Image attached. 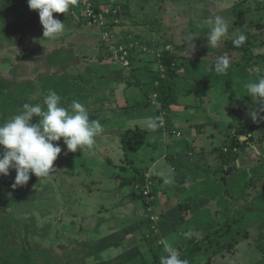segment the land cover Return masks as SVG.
I'll list each match as a JSON object with an SVG mask.
<instances>
[{
    "label": "crops",
    "instance_id": "crops-1",
    "mask_svg": "<svg viewBox=\"0 0 264 264\" xmlns=\"http://www.w3.org/2000/svg\"><path fill=\"white\" fill-rule=\"evenodd\" d=\"M165 1L166 0H150V2L149 0H78L75 6L70 7L69 11L64 13L62 21L69 20L68 17L70 12L74 13L72 17L73 20L78 17L83 18L88 24L96 26L97 24L93 22L90 17L85 15L84 10L86 6L92 8L97 14L106 11L105 24L102 26L105 28L104 32L111 30L110 36L112 38H110L105 45V48H107L110 53H103L102 51L93 52L92 57L96 55V60L101 64L105 60V62L108 63L104 62V67H110L111 69L108 75L102 74L100 76L104 81L95 87L97 92L94 94V97L92 95L90 96L92 105H87V110L90 111L93 109L95 114L93 115L95 118L94 120H98L104 128L102 140L105 138L107 140L112 138L110 141L115 144L120 138L121 132L142 130L146 133L145 139L141 145L150 142L149 140L147 141L146 138L150 133H153V129L147 127V125L149 121H154L157 124L159 121L158 117H160L158 114L159 112L157 113V110H155L151 104L141 105L144 107L142 110H140V108H130L133 112H137L136 116H131L124 111L129 107L128 98L134 99L137 102L143 95L147 97V94L152 91L153 71L156 69V66L155 69H153V66L161 65L160 61L155 60V56H167L161 53L165 49L166 44L170 43L175 47L176 52L174 53L176 57L179 58V67L183 69V74L178 72V62H176L174 69L179 76V84L176 86L179 91L174 92L176 94V101L169 105L170 111L172 110V112H169L171 116L169 115L168 117L167 110L169 106L166 109H162L165 110V114L161 116V118L162 120H167L166 126L161 127L163 128L162 130L161 128L155 129L159 131H157L158 135L165 139V145H167L168 150L165 149L161 151L158 157H155L156 152L146 155L143 153L139 154V160H136V166L140 167L139 169L135 168L129 177L121 176V173L126 169L119 166V160L122 159L119 157L120 154H118L116 150L115 158H107L108 165L113 168L111 172H108V165L105 169L99 170V172L93 171L91 167L86 168L88 173H85L86 175H83L82 179H78L84 187L86 186V191L84 194H77L79 196L74 197L75 199L72 200L73 204L71 205V209L73 213L76 210L75 213H79L80 217L86 216L87 223L84 224V221H81L78 230H74L73 237L75 239L70 241V247L74 246L73 250L71 249L72 251L65 253L66 249L63 246H58L57 249L52 252L53 257L50 258L48 264H157L161 256L167 255L163 251V246L165 242L167 243V238L172 243V246L178 250L179 255L182 256L183 252L185 253V251L190 250L189 243L191 238L186 237L185 233L189 231L194 233L198 230L204 235L210 232V238L215 237L220 240L226 239L231 241V239L234 238V234L238 232V229L245 228L246 224L244 222L250 221L246 217L250 214L251 208H253L251 205L247 206L245 203L239 202V204L234 202L227 196L229 194L225 190L224 197L216 198L217 193L211 197L208 195L210 189H208L207 184L208 182H220V186L227 187V189L228 186H231L233 193L235 188L242 190L245 186V188H248L246 190L247 194L260 189V186H264L261 185L263 181L255 180L253 175L250 176L248 174L250 166H240L241 162L243 164H249L251 162V160L249 162L245 160V157L249 156V146L256 144L258 148L256 150L260 151L261 154L264 153V121L261 120V122H257L255 119L249 118L252 124L248 127L249 121L239 118V113L244 111V107L235 105L232 107V110H229L233 121H228L226 127L223 128L222 122H225L226 114L223 120H218L217 118L223 116L216 113L220 107L219 103L212 106L209 105L210 101H216V98L211 99L214 93L211 91L210 87L212 86V81L209 78L212 71L208 72L211 69L212 56L211 54L198 53L202 52L203 49L206 50L203 44H208V41L205 38H196L197 35L194 36V33H191V23L188 25V23H186L187 21H185L187 19L181 14L184 10L180 8L182 5H180V1H178V3ZM191 1L193 2V0ZM233 1L234 0H200L197 1V10L192 11L190 7L191 14L192 12L193 14L195 13L194 17L202 16L204 14L202 13L203 11H205L206 14L208 13L207 16H213L210 19L212 23L208 21L205 22V26L199 28L198 32L203 31V29L207 27L212 28L216 15L222 13V17L225 20H227V17H230L228 25H232L228 31V34L231 36H225L224 38H235L233 33L238 32L240 29L232 24L237 20V14L234 12L236 2L232 3ZM161 3H167L170 8L165 9L159 7L156 10L155 7L161 5ZM171 4L175 8L176 16L173 17L170 15V18H176L178 21L174 24L176 27L174 26V29L170 28L171 31H169L170 33L175 31L173 32V36L166 34V39L162 41L160 39L161 37L159 38L158 35H154L149 28L151 22H147V24H144V22H146V19L154 18V16L156 17L157 15H165L167 18V11L169 14L173 11L171 9ZM186 4H189V0L185 1V5ZM23 6L24 5L21 4L18 9L17 6H11L10 9L12 14L18 12ZM213 10L216 11V13ZM23 12L24 11H22V13ZM247 15L248 14H244V16H242L243 19H248L250 21L256 18V15L249 14L248 18ZM179 16L181 17L179 18ZM134 24L144 25L145 30L134 29ZM183 25H186L187 28ZM179 26L185 28H180ZM103 27L101 28L104 29ZM163 28L167 29L166 27ZM91 29L92 28H90V30ZM178 32H184L179 41L176 37ZM130 33L139 37L138 40L143 43L142 45L146 46V50L145 53L140 54L139 58L134 61V68H132L133 72L131 69L130 79L126 80L127 85L125 91H123V97L121 98L120 94L115 91V89L119 87V84L117 87H115L114 84L115 80H118L119 83L121 76L117 69L112 68V62H109L106 58H114L115 54L111 50L113 49L116 52L119 45L126 46L130 38H134ZM167 35H169V41L167 40ZM189 36L195 37V40L190 41L188 39ZM81 37L82 40H84L83 34H81ZM94 37L96 36L94 35ZM94 37L90 35L85 39L90 41ZM44 38L41 35H35L32 38L33 40H30V43L26 46V52H24V58H26L24 62L13 65L14 62L10 58L8 59L11 62L9 63V67L11 66L9 70L14 74L12 77L17 79L18 84L21 86L28 85L30 78L39 80L41 74L49 72L65 61L67 62L69 57L65 48L69 47V43L73 44L78 49L76 53H72L74 57L73 61H77V59L86 61V56H89L88 53L93 51L92 47L85 46L79 42L68 41L67 39L69 38L64 39L63 36L62 38L60 37L61 43L56 39ZM225 43H229L227 45L228 50L229 52H233L234 56L236 52H239L237 49H234V47H231L230 42L225 40ZM43 44L52 46V51L45 53ZM197 45H200L203 49H201V51H194L192 46ZM56 47H61V50H56ZM211 47H208L209 50ZM28 48H31L34 54L40 49L42 55H30L27 51ZM79 48L83 50H79ZM150 51H153V53ZM49 55H58L56 61L53 60V62L57 64L55 65L56 67L47 66V57ZM65 58H67V60ZM229 58L231 60L234 57L229 56ZM240 58V64L245 65V67L251 63L249 62V64H247L242 56ZM73 61L68 62L69 67H73L71 66ZM232 62H230L231 65L235 64ZM90 64H87L86 61L83 65L90 67ZM171 64L174 66L173 63ZM206 64H209V68L203 70L205 72L202 73L196 70L197 67V69L200 70L201 68L204 69ZM240 64H237V66L235 65L239 74L233 71L238 76L242 75L241 72H243V70H246V68L244 66L242 67ZM68 65H66V67ZM124 67L125 66H122L121 68L125 69ZM90 68L94 70L93 67ZM107 89H109L110 95H115V99L109 98L112 96L106 94ZM194 92L202 98L193 96ZM204 95H209L207 100L204 99ZM235 96L237 97L238 94H235ZM245 96L247 99L240 100L237 98L238 102L236 103L240 101L249 102L248 98L250 100V96L247 91L245 92ZM224 100L226 99L223 98L219 100V102H224ZM183 101H186L185 109L181 106ZM246 103H244V105H246ZM249 103L252 104L251 102ZM221 107L225 109L223 103ZM226 112L228 111L226 110ZM208 113L211 115H207ZM253 121L257 123H253ZM235 123H237V127H234L235 125L233 124ZM166 127H170L171 131H168ZM238 129L240 132H237ZM176 131L178 135L173 133ZM154 135L155 141L157 133ZM252 136L255 137L254 140L247 139ZM236 139L245 141V145L241 144L242 148H238L239 157L236 161L230 162L229 164L225 163L223 166L221 158L222 150L227 145L225 143L227 141L229 143H234ZM207 142L211 143L209 148L205 147V143ZM151 146L149 145V147ZM205 148L206 150H204ZM145 156H148L147 159H149L150 162L142 164L141 158ZM127 158L128 157L125 156L126 160H131ZM162 160L166 161V164L163 163L159 166V169H157L156 164ZM261 160L260 158V161ZM143 169L150 170L154 174V177L158 178V182H156L152 188L155 190L162 189V191L165 192L158 193L157 195L154 193L155 198L151 202L150 211L147 210L145 202L144 205L141 204L143 198L141 201V198L137 196V192L135 191L139 189L137 185L139 179L143 178L145 182L147 181L146 178H144V174L136 172ZM258 175L260 174L258 173ZM165 177L168 181L166 184H164ZM117 179L119 182H115ZM240 180L243 182L248 181L249 183L247 182L245 185H239L236 182ZM127 185H130V187L125 190L124 187ZM187 187L189 190L194 191L195 198L199 197L201 200L203 197L206 198V196H209L212 202H198L201 205H199V207H196L194 202L186 198L180 202H176L174 197L177 195L185 196ZM215 187L216 186L213 184L212 191L215 190ZM260 192L261 191L256 192L254 197L259 196L261 194ZM223 198H227V201L230 200V202H234V205L232 207L231 205L225 206V203H221L225 202L222 201ZM139 200L141 202H138ZM205 203H214L213 206L216 207V210L213 211L211 207L208 206L206 208V206H203ZM180 204H186L187 209L182 211L180 209ZM257 204H254L256 205L254 208L260 210ZM155 211L158 215H155ZM203 212H207L206 215L209 214L211 220H205V218L202 217ZM261 212L262 211L258 212L259 216ZM88 216L91 218L89 221ZM238 221L242 223H236ZM230 237L232 238L229 239ZM87 239L88 242L84 243ZM248 245L251 246L248 252H246L250 254L249 257H247L249 262L245 264H255L261 258V253L257 250V253H253L256 255L252 257L256 259H250L256 247L254 248V246H252L253 242H250ZM82 246L84 248H82ZM200 252L202 251L197 253ZM196 254H194L190 261L194 264H206L196 258ZM56 259L57 261L55 262ZM209 260L208 258L207 264Z\"/></svg>",
    "mask_w": 264,
    "mask_h": 264
},
{
    "label": "rangeland",
    "instance_id": "rangeland-1",
    "mask_svg": "<svg viewBox=\"0 0 264 264\" xmlns=\"http://www.w3.org/2000/svg\"><path fill=\"white\" fill-rule=\"evenodd\" d=\"M167 1V0H166ZM165 1V2H166ZM180 5L184 3L186 0H179ZM200 1V0H196ZM239 0H234L232 3L238 2ZM150 2V0H149ZM195 2V0H193ZM168 3V2H167ZM167 3H161V5L156 6L155 9L157 10L159 7H163L165 9L170 8ZM24 5L18 12H15L12 14V11L10 9L11 6H17V9L20 8V6ZM183 5V4H182ZM172 6V13H168L167 11V18L164 15L161 16H154V18L146 19V22H151L149 24V28L152 30V33L154 35H158V37L163 41L166 39V34H170L173 36V32L171 33V29L175 26L176 22L178 21L176 18H170V15L173 17L176 16L175 8ZM188 7V5L186 4ZM251 6H253V3H251ZM182 8V6H180ZM186 9V8H185ZM0 76L5 77L6 79L8 77H12L14 74L11 70H9V63H11L8 59L10 58L14 64L17 65L20 62H24L26 58H24V52H26V46L30 43V40L32 41L33 37L35 35H41L43 36V26L40 23V18L38 14V10H31L28 6L27 0H0ZM22 11H24L22 13ZM214 11V10H213ZM216 13V11H214ZM200 17H193V22L191 23L190 19L188 18L186 23L188 25L191 23V33H194V36L197 35L196 38H204L208 37L210 29L203 30L198 32L199 28H203L205 25V22L212 23V20H210L213 16H207L205 11ZM22 14V15H21ZM219 16H222V13L217 14ZM216 15V16H217ZM23 16V17H22ZM54 18H58L61 20V22L64 23L65 29L64 31L55 38L57 41L61 43V38H69L68 41L73 42H79L80 44H83L85 46L92 47V52H89V56H86L87 64H90V67H93L94 70H92L89 66H84L83 64L86 61H82L77 59V61H73L74 57L72 53H76L78 51L77 47H75L73 44L69 43V47L65 48V51L68 53V62L73 61L71 66L68 68V71L66 72V77L64 76H54V74H51V77L44 76L43 74L40 75L39 80H33L32 78L29 79L28 85L21 86L17 83L16 85H12L9 89L0 90V124L4 123L5 121L12 118L14 115L18 114L22 110V105L25 103L29 104H40L41 107H45L43 103V99L45 95L49 92V90H54L58 95L62 97L61 99V106L69 108L73 100H78L79 102L83 103L86 107L87 105H92V99L90 98L87 93H90V89H85L86 85L85 82L88 80L92 81L95 79V81H99L102 83L104 80L100 78V76L108 75V72L110 71V67H104L105 60L101 64L98 62L96 55L92 57L93 52H99L102 51L103 53L109 52L107 48H105L106 43H108L109 38L111 37V30L107 31L108 36L105 37V28L103 26H95L88 24L83 18H77L72 19L74 16V13L69 12V20L68 21H62L64 13H53ZM68 16V15H67ZM71 16V17H70ZM258 16V15H257ZM181 16H179L180 18ZM249 15H247V18ZM149 18V17H148ZM178 18V19H179ZM183 18V17H182ZM264 19V18H263ZM199 20V24L194 25V23ZM227 23L230 22V17H227ZM185 24V23H184ZM171 26V27H170ZM186 26V25H183ZM231 24L228 25V28H231ZM103 27L104 29H102ZM134 29H144V25H138L134 24ZM166 27L167 29L163 28ZM176 27V26H175ZM174 27V28H175ZM180 27V26H179ZM90 28H92L90 30ZM171 28V29H170ZM173 28V29H174ZM185 28V27H180ZM187 28V26H186ZM250 29V30H249ZM249 29L246 30H239L238 32L233 33L235 37H238L240 34H245L244 32L248 33V38L253 42L254 51L252 49L253 54L258 53H264V29L260 28L257 29L255 27H249ZM181 31V30H180ZM94 34H92V33ZM81 34H83L84 40H82ZM94 35L93 39L90 41L86 40L85 38L87 36ZM129 34V33H128ZM184 34V32L177 33L176 37L177 40H180V37ZM207 34V35H205ZM232 34V35H233ZM130 35L139 38L137 35H133L130 33ZM191 35V34H190ZM204 37H203V36ZM164 36V37H163ZM167 35V40H168ZM226 36H231L227 33ZM61 37V38H60ZM223 38L222 41L215 47L209 46V44H203V46L206 48H201L200 45L192 46L193 50L195 51H201L198 52L199 54L206 53L211 54L212 61H211V69L208 72H211V76L209 77L212 81L211 91L214 93L212 94L211 99H215L216 101H210L209 105H215L219 103V108L217 110L218 115H223L217 118L218 120H223L224 115L226 114V120L225 122H222L223 128L226 127L228 124V121H233L232 115L230 114V109L232 110V107L237 105L238 107H244V111L239 113V118L248 120L249 123L251 120L249 118H253L255 116V121L261 122L264 121V102L261 100H255L250 96V100L248 98V101L251 102H243L240 101L239 103L237 101V98L240 100L247 99L245 96V92L247 89L245 88V85L249 82H255L258 81L260 77H264V59H259L257 55L254 57H250L251 59L247 64L249 65H242L241 62V56L242 53L236 52L235 56L233 52H229L227 45L229 43H225V40L227 42H230L233 38ZM44 38V37H43ZM45 39V38H44ZM159 39V41H160ZM249 40V41H250ZM169 41V40H168ZM161 42V41H160ZM201 44V45H202ZM51 47V48H50ZM208 47H211L209 50ZM87 48V47H85ZM199 48V49H198ZM61 50V47H56V50ZM43 50L45 53H49L52 51V46L48 44H43ZM79 50H83L82 48H79ZM28 53L30 55L34 56H41L42 51L39 49L32 53L31 48H28ZM115 56L114 58L110 57L106 58L109 62H112V68L117 69L119 72V75L121 76V80L118 83V80H115L114 84L115 87H119L115 89L120 94V97H123V91H125L127 82L126 80L130 79V70L134 67L133 63L129 67H124L125 69L121 68L123 65L120 63V59L118 57V52L116 49V52L112 49L111 50ZM101 52V53H102ZM153 53V51H150ZM173 52V53H172ZM175 47L172 44H166L165 49L161 52L167 55V59L172 61L171 63L174 64V68L176 66V62H178L177 70L178 72L183 74V69L179 67V58L176 57L175 53ZM181 52V51H180ZM110 53V52H109ZM149 53V54H151ZM179 55V54H178ZM233 56L234 58L230 60V62L235 63L233 65L230 64V67L228 68L226 73H217L215 71V61L218 56ZM201 57V56H200ZM50 57L48 56L47 59ZM239 58V59H238ZM237 61H236V60ZM257 59V62L254 63ZM137 60V59H136ZM135 60V61H136ZM105 62V63H104ZM239 62V63H236ZM260 62V64H258ZM100 65H99V64ZM182 64V63H181ZM240 64L242 67L244 66L246 70L241 72L242 75L238 76L239 71L235 68V65ZM159 68L160 65H154L153 69ZM121 68V69H120ZM195 68V67H194ZM198 68V67H197ZM199 72H205L203 70L209 68V64H206V67L203 69H197ZM4 71H3V70ZM236 69V70H235ZM123 70V71H122ZM52 71V69L50 70ZM235 71V72H233ZM133 72V69H132ZM82 74L84 77V82L80 81L79 78L73 79V76L75 74ZM72 74V78L69 76ZM187 74V73H185ZM68 77V78H67ZM96 77V78H95ZM53 78V79H52ZM201 82V81H200ZM0 84L2 82L0 81ZM79 85L81 87H79ZM73 88L76 89L75 92H73ZM81 88V89H80ZM83 88V89H82ZM196 88V87H195ZM197 90V88H196ZM106 94L109 96V89H107ZM235 94H238L236 97ZM66 95H69L71 98L66 97ZM193 96L202 98L201 96H198L196 92H194ZM209 95H204V99L207 100V97ZM214 97V98H213ZM112 99H115V95L112 97H109ZM146 98V99H145ZM225 98L224 102H219V100H222ZM218 99V100H217ZM147 100V97L145 95L142 96L140 100L137 102L134 99L128 98L127 101L129 103L128 109H126L127 114H130L131 116H136L137 112H133L130 108H140V110L144 109L141 105H145V101ZM151 105L152 107L157 110V113L160 116H163L165 113V110H159V102L156 99H153V96L151 98ZM156 101V103H154ZM222 103L224 104L225 109L221 107ZM246 103V105H244ZM250 105V106H249ZM181 106L184 108L186 106V101H183L181 103ZM97 108V107H95ZM170 106L168 107V117L171 114ZM185 109V108H184ZM226 110L228 112H226ZM90 114L91 119H95L93 117L94 112L92 110H88ZM135 113V114H134ZM211 115V114H207ZM176 116V115H175ZM231 116V117H230ZM38 117H33L32 122L36 123L38 122ZM254 120V119H253ZM254 122L253 123H257ZM167 120H161L158 126L156 127L161 128L166 126ZM248 127L252 123L249 124ZM145 125V124H144ZM179 125V124H178ZM234 127H237V123L233 124ZM143 126V125H142ZM181 126V125H180ZM155 128V129H156ZM104 129V128H103ZM149 130L148 128H146ZM153 129V133H150L146 140L150 141L149 143H144V145L138 146H131L128 148L123 147L122 142V135L124 132H121L120 138L118 139L117 143L113 144L112 138H109L108 140L105 138L102 140V133L97 136L96 138V144L94 146V149H88L85 147L83 150L78 147L76 152H70L67 151L66 145L63 143V138H61L60 141L53 142L54 144H59L61 147V153L58 155L57 159L54 161V170L47 176V177H36L34 174L30 175L29 181L23 185V186H17L15 188L12 187L14 183V179L16 176L15 169L9 170V175H0V253L6 252L11 253L13 256V259L16 260L17 263L24 264V256L22 255V251H25V254L31 258L32 264H48L50 262V258L53 257L52 252L57 249L58 246H63L66 249V252L72 251L74 246L70 247L71 240L75 239L73 237L74 230L80 227L81 221H84V224L87 223V217L81 216L79 213H75L76 210L72 211L71 205L73 204L72 200H74V197H77L79 195L77 194H84L85 187L78 181V179H82L83 175H86L85 173H88V170L86 168H93V171L99 172V170L105 169L108 165L107 158H115V150L120 154V158L122 160H119L120 163L119 166L125 168L126 170L121 173L122 177H129L132 171L135 168H138L140 166H136L138 155L143 153L146 154H154L155 157H158L161 154V151L167 149V145H165V139L161 138L158 135V132ZM163 128H161L162 130ZM168 131H171L170 127H166ZM234 130V129H233ZM156 139L154 141L156 134ZM178 135V132H173ZM149 144L151 147H149ZM205 147H210L211 143L207 142L205 143ZM225 144H229L227 141ZM264 145V144H263ZM262 146V145H260ZM259 146V147H260ZM249 156L245 157V160L251 162L249 164H243L240 163V166L249 167L250 169L253 166L256 167L257 170H250L248 171V174L250 176H254L255 180H260L263 183L261 185H264V153H260V151L256 150L257 145L254 144L252 146H249ZM206 150V148L204 149ZM148 151V152H147ZM3 148L0 147V154H2ZM125 156L130 158L131 160H126ZM262 156V157H260ZM262 159L260 161V158ZM127 158V159H128ZM148 156H145L141 158L142 164H147L150 162L149 159H147ZM260 161V162H259ZM166 164V161L162 160L158 162L157 169H159V166L162 164ZM113 169L111 166L108 165V172H111ZM167 169V168H166ZM144 174V178H146V184H143V188L146 186L151 187L158 182V178L154 177V174L150 170H141L136 171ZM258 173L261 175H258ZM100 174V173H97ZM95 175V174H94ZM246 180V179H245ZM167 181L166 177L165 180ZM115 182H119V180H115ZM248 181L243 182L242 180L237 181L239 185H245ZM249 183V182H248ZM164 184H166L164 182ZM163 184V185H164ZM213 184L216 186L215 190L212 191ZM138 185V184H137ZM220 182H208L207 187L210 189V195L211 197L214 196L215 193H217V197H224V190L229 194L231 200L237 203H245L247 206L251 205L253 208L250 210V214L247 215V219L250 220L246 225L245 228L248 229L250 232L249 238L244 236L242 233H235L234 238L228 240L226 244H231L228 248L226 247H217V244H212L211 241H217L218 238L215 237H209V238H203L201 239V250L202 252L197 253L199 255H195L196 258L201 260V262L207 264H245L249 262L248 258L250 254L246 253L248 252L249 246L248 244L250 242H253L254 248L255 245L258 244L256 241L258 232H264V226H262V221L264 219V214L259 216V210L254 208V205L251 202V199L254 197L256 192L261 191L260 193H264V186H260V189H257L255 191H252V193L247 194L246 190L248 188H244L242 190L235 188V191L233 193V189L231 186L223 187L220 186ZM130 187V185L125 186V190H127ZM132 188V186H131ZM152 190V189H151ZM137 196L141 198L142 196L140 194V190L136 189ZM162 189L156 190V194L162 193ZM194 191L189 190L188 187L185 191L184 195H177L175 198L176 202H180L181 200H184L185 198L188 200H191V202H194V205L196 207H199L198 202H212L209 196H206V198L203 197V199L200 200V198H195V195L193 193ZM165 193V192H163ZM234 194V195H233ZM155 195L153 194V197L155 198ZM194 196V197H193ZM22 200V201H21ZM246 202H244V201ZM140 200L138 202H141ZM221 203H225V206L231 205V207L234 205V202L227 201V198H223ZM145 199L143 196V202H141L142 205H144ZM256 202L260 201H254ZM239 203V204H240ZM214 203H205L203 206L211 207L213 211L216 210V207L213 206ZM141 206V205H140ZM201 206V205H200ZM202 206V207H203ZM258 207H261L260 204H257ZM204 209V208H202ZM260 209V208H259ZM15 210L17 212H15ZM148 210V208H147ZM13 211V212H12ZM45 213V215H41L40 213ZM207 212H203L202 217L205 218V220H211L209 214L206 215ZM154 215V214H153ZM155 215H158V213L155 211ZM190 216V214H189ZM43 219V221H42ZM152 219V218H151ZM27 220H30V222H27ZM91 220V218L88 216V221ZM23 221V222H20ZM20 222V223H19ZM235 226V225H233ZM237 228V227H236ZM196 232V233H195ZM190 240L189 248L194 247V244L197 239V237H201L202 233L200 231L196 230ZM43 233V234H42ZM58 236V237H55ZM203 236V235H202ZM226 240V239H225ZM85 242H88V239ZM166 243V242H165ZM167 243L171 244L170 240L167 238ZM164 244V243H163ZM30 247L32 249L29 251ZM70 247V248H69ZM82 248H84L82 246ZM195 248V247H194ZM199 248V247H198ZM215 248H218L217 252L212 254L213 250ZM72 249V250H71ZM206 249V252H205ZM199 252V251H198ZM255 256V255H254ZM253 256V257H254ZM197 260V259H196ZM190 264H194L193 262H190ZM255 264H264V259L261 257L258 262Z\"/></svg>",
    "mask_w": 264,
    "mask_h": 264
},
{
    "label": "clouds",
    "instance_id": "clouds-1",
    "mask_svg": "<svg viewBox=\"0 0 264 264\" xmlns=\"http://www.w3.org/2000/svg\"><path fill=\"white\" fill-rule=\"evenodd\" d=\"M27 3L31 10H38L43 37L55 39L64 31L65 25L60 19L54 18L53 13L68 12L78 0H27ZM228 31L227 21L217 15L207 38L209 46H217ZM194 38L188 37L190 41ZM246 40L247 36L242 33L233 40V44L240 47ZM214 67L217 73H226L230 67L229 56H218ZM245 88L253 99L264 102V77L247 83ZM43 103L45 107L25 103L18 114L0 124V147L3 148L0 175H9V170L15 169L13 188L25 185L32 174L39 178L47 177L54 170V161L61 153V147L53 142L63 138L70 152H76L78 147L91 150L94 149L97 136L104 130L98 120L90 118L87 107L78 100H73L69 108L63 107L61 96L49 90ZM34 116L39 118L36 123L32 122ZM157 126L154 121H149L147 125L151 129ZM192 235L191 231L185 233L188 238ZM163 251L167 255L160 257V264H188L171 244L165 243Z\"/></svg>",
    "mask_w": 264,
    "mask_h": 264
},
{
    "label": "trees",
    "instance_id": "trees-1",
    "mask_svg": "<svg viewBox=\"0 0 264 264\" xmlns=\"http://www.w3.org/2000/svg\"><path fill=\"white\" fill-rule=\"evenodd\" d=\"M167 1L168 2L170 1L171 3H178L179 0H167ZM251 3H253V6H251ZM181 6H182V10H184L183 12H185L186 6L184 4ZM188 7H189V5H188ZM189 11L190 10H188V13H187L188 16L187 17L190 19ZM234 12H235V14H237L236 15L237 20H235L234 23H232V24L235 27H238L240 30L241 29L246 30V29H249V27L250 28L255 27L257 29H260V28L264 29V19H263L264 18V0H239L238 2H236V8H235ZM244 14L245 15L246 14L256 15V18L252 19L253 21L252 20L249 21L248 19H243L242 16H244ZM207 29H210L209 31H207L210 33V31H211L210 27H207L206 29H203V30H207ZM244 33L247 36V40L245 41V43L240 47H236L233 44V40L236 38L235 37L230 41L231 47H234V49H237L239 51V53L240 52L242 53V58H244L245 62H249V60L252 57H254L255 55H257V57L261 60L264 59V53H258V54L252 53V49H253V51L255 49L253 46V42L248 38V33H246V32H244ZM205 35H207V34H205ZM204 38L207 39L208 37L206 36ZM134 39L138 40V38H136V37H134ZM138 41L140 42V44H143V43H141L140 40H138ZM143 53H145V50L141 49L140 47H136V46L133 48L131 47L129 49V54H128L129 67L131 66L132 63H134V61L136 59L139 58V55L143 54ZM55 55L54 56L49 55L50 58L47 59V66L48 67H54L55 65H57L53 62V60L56 61V59L58 58V55L57 56H55ZM65 59L67 60V58H65ZM155 60L160 61L161 65H162V69L159 67L153 71L154 76L152 78V91L149 94H147V100L145 101V105L151 104V101H152L151 98L153 96V99H156L160 103L159 110H162V109H166L171 103H174L176 101V94L174 92L179 91V89L176 88V86L179 84V76L176 74L174 66H172V64H171L172 61L168 60L167 56H164V55L157 56L156 55ZM256 62H257V59L254 63H256ZM64 63L61 65H58V67L55 66L56 68H53L52 71L43 73V75L47 76V77H51L52 76L51 74H54L55 77L56 76L66 77V72L68 71V68H70V67H68L69 66L68 61L67 62L65 61ZM66 65H68L67 66L68 68L66 67ZM163 65H164V68H163ZM69 77L72 78V74ZM83 77L84 76L82 74L76 73L75 76H73V79L77 80V78H79L81 82L82 81L84 82ZM0 81L2 82V84H0V90H2V91L5 89H9L10 87H12V85H16L18 83V82L16 83V80L13 77H8L6 79L5 77L0 76ZM99 83H100V80L97 82L95 81V79H93L92 81L87 80L85 82V85H86L85 89H90V93H87V95H89V96L92 95L94 97V94L97 92L95 87H97V85ZM79 87H81V86L79 85ZM76 89L79 90L78 88H73V90H74L73 92H75ZM66 97L71 98L69 95H66ZM61 99H62V97H61ZM70 103H72V102L70 101ZM160 118H161V116L158 117L159 121L157 122V124H159L161 122L162 118L161 119ZM237 132H240V130L238 129ZM145 133L146 132L142 131V130H140V131L128 130V131L124 132L122 135L123 147L126 149V148L131 147V146L141 145L145 139ZM247 139L254 140L255 137L252 136L251 138H247ZM241 144L245 145V141H240V139H236L234 143H229L226 145L225 148H223L222 158H221L223 166L225 163L229 164L230 162L232 163V162L236 161V159L239 157L238 148H240V149L242 148ZM256 167H258V166H253L250 170H253V169L257 170ZM144 182L145 181L143 178H141L137 181L142 198L144 196L143 190L145 188V187L143 188V184H146V182L145 183ZM151 189H150V194L153 195L156 192V190L153 189L152 187H151ZM153 199H154V197H153ZM153 199H152V201H153ZM254 201H260V202H258L261 205L259 211H262L261 215H263L264 214V193L260 194L259 196L253 197V199H251V202L253 204H255ZM256 204H257V202H256ZM186 207H187L186 204H180V209L182 211H185L187 209ZM15 212H17V211L15 210ZM40 214L45 215L44 212L40 213ZM20 222H23V221H20ZM27 222H30V220H27ZM248 222H244V223L247 224ZM236 223H242V222L238 221ZM261 225L264 226V219H263ZM238 232L244 234V236H246V237L250 236V232L248 231L247 228H240V229H238ZM210 236H211V233L208 232V233H205L202 237L196 239L197 242H195V244H194L195 248L192 247V248H190L189 251H185V253L183 252L182 256L180 255V258L186 259L188 261V264H190V262H191L190 259L194 256V254H196L198 251L201 250V246H200L201 239L209 238ZM231 238L232 237H230L229 239H231ZM226 241H228V240L217 239L216 242L214 240L211 242H212V244L213 243L217 244L218 248L219 247L228 248L231 244H229V243L225 244ZM256 241L258 244H256V246H255L256 250H253L250 259H256V258H252V257L254 255H256L253 253H257L258 252L257 250H259V252L261 253V257L264 259V232H258ZM218 248L214 249L212 251L213 252L212 254L216 253L218 251L217 250ZM31 249H32V247H30L29 251ZM22 252H23L22 255L24 256V262H25L24 264H32L31 258L25 254V251H22ZM56 261H57V259L55 260V262ZM0 264H19V263H17L16 260L13 259V256L11 253L2 252V254L0 253ZM157 264H160V260L158 261Z\"/></svg>",
    "mask_w": 264,
    "mask_h": 264
},
{
    "label": "built area",
    "instance_id": "built-area-1",
    "mask_svg": "<svg viewBox=\"0 0 264 264\" xmlns=\"http://www.w3.org/2000/svg\"><path fill=\"white\" fill-rule=\"evenodd\" d=\"M85 15L90 17V19L95 22L97 25L102 26L105 24V14L106 11L102 13H95L92 8L89 6H86L84 10ZM108 36V33L105 32V37ZM112 38V37H110ZM109 38V39H110ZM140 47L143 50H146V46L140 44L138 40H135L134 38H130V41L127 42V45H119L117 47V52H118V57L120 59V62L122 63L123 66L127 67L129 66V59H128V54H129V48L131 47ZM160 68L162 69V65H160ZM156 103V101H154ZM144 198H145V205L148 208V211L151 210V202L153 199V195L150 194V187L146 186L143 190Z\"/></svg>",
    "mask_w": 264,
    "mask_h": 264
},
{
    "label": "water",
    "instance_id": "water-1",
    "mask_svg": "<svg viewBox=\"0 0 264 264\" xmlns=\"http://www.w3.org/2000/svg\"><path fill=\"white\" fill-rule=\"evenodd\" d=\"M188 5H189V7H187V6L185 5V6H186V7H185V8H186V11H185V12H182L184 15L181 13V14L183 15V17L185 16L186 19H188V17H187V13H188V10H190V7H191L194 11L197 10V8H196L197 1H196V2H192L191 0H189V4H188ZM202 5H203V4H202ZM180 12H181V11H180Z\"/></svg>",
    "mask_w": 264,
    "mask_h": 264
},
{
    "label": "flooded vegetation",
    "instance_id": "flooded-vegetation-1",
    "mask_svg": "<svg viewBox=\"0 0 264 264\" xmlns=\"http://www.w3.org/2000/svg\"><path fill=\"white\" fill-rule=\"evenodd\" d=\"M192 11H194L193 9H192ZM182 13V12H181ZM183 14V13H182ZM184 15V14H183ZM182 15V16H183ZM194 15H195V13L193 14V12H192V14H191V11L189 12V17H190V19H191V23L193 22V20L194 19H192L193 17H194ZM187 16H188V14H187ZM196 24H199V20H197V22L196 23H194V25H196Z\"/></svg>",
    "mask_w": 264,
    "mask_h": 264
}]
</instances>
